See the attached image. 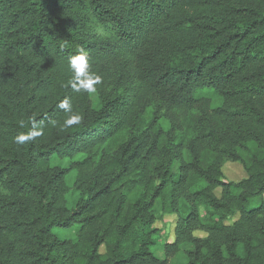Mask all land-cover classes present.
I'll list each match as a JSON object with an SVG mask.
<instances>
[{"label": "trees", "instance_id": "16d2710c", "mask_svg": "<svg viewBox=\"0 0 264 264\" xmlns=\"http://www.w3.org/2000/svg\"><path fill=\"white\" fill-rule=\"evenodd\" d=\"M263 195L264 0H0V264H264Z\"/></svg>", "mask_w": 264, "mask_h": 264}, {"label": "rangeland", "instance_id": "374dc122", "mask_svg": "<svg viewBox=\"0 0 264 264\" xmlns=\"http://www.w3.org/2000/svg\"><path fill=\"white\" fill-rule=\"evenodd\" d=\"M91 98H92L93 106L96 109H98L99 102L96 94L92 93ZM52 165H59L62 167H66L69 165V161L67 160L59 161L57 160V158H55L52 162ZM223 172L225 179L232 182H237L245 177V173L242 167L238 164L228 165L226 168H224ZM74 180H75V173L72 172L67 177L66 182L69 186H72ZM76 198H77V194L73 191L67 196V202L70 207L74 205ZM261 202H264V195L261 198L253 201L251 205L258 206ZM173 222H174V217L167 216L164 217L162 221L157 222L155 225L160 230V235L155 240V246L153 247L152 252L159 259H164L163 243L166 240L169 241L173 240ZM77 229L78 228H73L70 230L58 229L54 231V233L62 240L74 239ZM197 236L204 237L205 235L203 233H199L197 234ZM169 264H187L185 253L183 251L179 252L176 256H174L169 260Z\"/></svg>", "mask_w": 264, "mask_h": 264}, {"label": "clouds", "instance_id": "9594fccd", "mask_svg": "<svg viewBox=\"0 0 264 264\" xmlns=\"http://www.w3.org/2000/svg\"><path fill=\"white\" fill-rule=\"evenodd\" d=\"M70 67L73 70L76 76H82L85 73V70L89 68V55L84 48L78 49V54L71 58ZM101 76L92 74L85 77L80 81V89L87 91L89 93L96 92V85L101 83ZM60 107L65 111H71L70 105L63 101L60 104ZM82 116L80 115H71L65 122V127H71L73 125L79 124L82 121ZM37 135V132L33 131L27 135H20L17 137L18 143H23L27 140L34 138Z\"/></svg>", "mask_w": 264, "mask_h": 264}]
</instances>
